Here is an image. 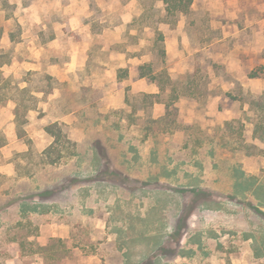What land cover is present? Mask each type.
I'll list each match as a JSON object with an SVG mask.
<instances>
[{"label": "rangeland", "instance_id": "rangeland-1", "mask_svg": "<svg viewBox=\"0 0 264 264\" xmlns=\"http://www.w3.org/2000/svg\"><path fill=\"white\" fill-rule=\"evenodd\" d=\"M139 1L143 14L131 11L125 40L90 42L84 70L61 85L15 67L29 51L25 20L55 12L41 0H0V110L20 150L29 148L12 154V173L0 172V264H214L245 256L255 236L264 246V141L254 134L264 105V0L188 8L171 0L180 4L172 14L164 0ZM44 41L34 57L59 59ZM143 66L175 82L174 116L159 102L167 93L145 97L160 88ZM44 100L46 113L78 110L73 128L60 124L64 157L55 164L25 136L37 124L27 111ZM202 229L214 231L206 250Z\"/></svg>", "mask_w": 264, "mask_h": 264}, {"label": "crops", "instance_id": "crops-1", "mask_svg": "<svg viewBox=\"0 0 264 264\" xmlns=\"http://www.w3.org/2000/svg\"><path fill=\"white\" fill-rule=\"evenodd\" d=\"M43 1L44 10L55 12L49 16L39 17H28L25 21V39L28 42L27 56L20 62L15 63V67L19 69H25L27 73H45L55 78L59 84L65 85L70 83L72 79L77 76V71L84 70L87 64L90 51V42L101 40V41H117L121 42L125 40V26L131 21L128 20L131 11L133 12V19L135 16L138 18L143 14V5L139 0H41ZM100 11V15H96V11ZM118 11V12H116ZM117 13V14H116ZM57 17H54V16ZM117 18V24L114 23ZM50 35V36H48ZM44 38L51 40L54 47L56 48L59 59L50 62L49 60H43L41 57H34L36 50L40 53L43 49L49 46L45 43ZM44 41V43H43ZM63 58V59H62ZM107 66L108 64H103ZM22 89L29 87V82H25ZM39 99L42 100L44 91L33 92ZM62 92L60 88L55 89L54 95L49 99V102L53 100L54 108L56 109V101L61 100ZM56 100V101H55ZM15 109L19 103L15 102ZM46 100L40 101L36 108L29 109L27 120L31 121V124L37 123L35 128L29 130L25 128V136H29L36 144V148L39 153L42 154L48 147H50L54 138L49 135L46 131V127L54 124H65L70 128H73L74 123L77 121L78 110L67 109L63 113L55 111L47 112ZM39 110H43V115L39 114ZM45 113V114H44ZM54 114V115H53ZM10 124H15V117H11L9 120ZM75 121V122H74ZM7 122H3V112L0 110V129L5 133L7 137V144L5 149L0 150V172L1 173H12L13 165L10 161L12 160V154L15 152H27L29 148L25 144V148L20 150L19 135L13 136L7 127ZM73 126V127H72ZM22 136V134H20ZM41 137V138H40ZM41 139L47 140L46 146L41 147ZM2 155H4L5 162L1 164ZM43 155V154H42ZM179 194L183 192L174 191ZM184 206V202L182 204ZM192 215H190L191 217ZM232 216V215H231ZM235 230V229H234ZM203 233V244L202 249L206 250V240H209L210 234L214 231L201 230ZM218 232V231H217ZM230 232V231H229ZM237 232V231H235ZM243 235L255 234L253 231L244 228L241 230ZM253 235H251L253 239ZM174 243L173 238L171 239ZM254 244L245 256H230L220 257L219 262L214 264H264V246L262 245L261 239L255 236ZM253 241V240H252ZM174 245V244H173ZM251 245V244H250ZM221 246L219 243H215L214 248L217 249Z\"/></svg>", "mask_w": 264, "mask_h": 264}, {"label": "trees", "instance_id": "trees-1", "mask_svg": "<svg viewBox=\"0 0 264 264\" xmlns=\"http://www.w3.org/2000/svg\"><path fill=\"white\" fill-rule=\"evenodd\" d=\"M180 4L184 5L185 8H188L191 3L192 0H178ZM165 5H167L166 11L168 14H172L175 13L176 8H178L177 4H174L172 7H169V4L172 3L171 0H164ZM178 4V5H180ZM180 7V6H179ZM157 47L159 48V53L160 56L165 57V49H164V37L162 34H159L157 39ZM1 57V56H0ZM1 59V58H0ZM7 62H1L0 61V67L4 64H6ZM145 67L148 66H143L140 69H144ZM147 73L142 74V77H146V76H153L154 80L156 81L158 87L160 88V94L158 95H146L145 97H149V98H159L160 99V95L161 93H167L165 98H163V100H159V102H163L166 106V112L167 115H172L174 116L177 113V108H175V102L178 100L179 95H178V89L176 87L175 82H173L170 74L163 70V71H159L156 74H154V69L152 67H148V69L146 70ZM28 92V89L25 88V93ZM0 105H1V100H0ZM260 109L262 110V114L258 120V122L255 125V130H254V134L255 137L257 139H260L261 141H264V105H260L259 106ZM136 110V107H135ZM229 125V123H228ZM46 131L49 135H51L54 138V142L53 144L47 148L43 154L44 156H46L47 158V162L49 164H55L57 163L60 159H62L64 157V151L60 150V148L56 147L62 138H64L63 135V130L61 129V126L59 123H54L51 124L49 126L46 127ZM7 144V137L5 135V133L0 129V148H2L3 146H5ZM262 151V150H260ZM53 154L56 155L55 158H53Z\"/></svg>", "mask_w": 264, "mask_h": 264}]
</instances>
